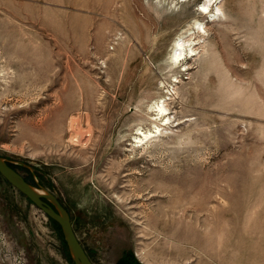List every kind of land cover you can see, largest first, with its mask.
<instances>
[{
  "label": "rangeland",
  "instance_id": "obj_1",
  "mask_svg": "<svg viewBox=\"0 0 264 264\" xmlns=\"http://www.w3.org/2000/svg\"><path fill=\"white\" fill-rule=\"evenodd\" d=\"M209 1L0 0V156L94 264H264V0ZM0 264H74L1 175Z\"/></svg>",
  "mask_w": 264,
  "mask_h": 264
},
{
  "label": "water",
  "instance_id": "obj_2",
  "mask_svg": "<svg viewBox=\"0 0 264 264\" xmlns=\"http://www.w3.org/2000/svg\"><path fill=\"white\" fill-rule=\"evenodd\" d=\"M0 175L60 226L74 264H94L75 235L69 213L54 194L38 192L1 156Z\"/></svg>",
  "mask_w": 264,
  "mask_h": 264
},
{
  "label": "bare ground",
  "instance_id": "obj_3",
  "mask_svg": "<svg viewBox=\"0 0 264 264\" xmlns=\"http://www.w3.org/2000/svg\"><path fill=\"white\" fill-rule=\"evenodd\" d=\"M175 1H176V0H173V2H175ZM177 1H178V2H179V1L182 2V0H177ZM185 1H186V0H185ZM212 1H213V0L209 1L208 4L205 5V7H203V11H204V12H201L202 14H210V13H211V12H209L210 9H208V8H210V6L213 5V4H212V3H213ZM211 17H212L211 19H212V21H213L214 19H217L218 16H217L216 14H214V15H212ZM198 26L200 27V30H202V29H201V24H198ZM202 31H203V33H205L204 30H202ZM199 33H202V32L200 31ZM192 46H193V45H189V46H187V45L185 44V42L183 41V39H182L181 41L177 42L176 45H175V47H174V54L172 55V60H173V62H178V61H180L181 58L184 57L185 52L187 51L188 47H191L190 50H192V56H193V55H194V54H193L194 49L192 48ZM178 63H179V62H178ZM167 114H168L167 109H166L164 106H162V108H160V111H159V113H158L157 115H158V116L160 115V116H162L164 119H166V118H167ZM165 116H166V117H165ZM164 119H163V121H164ZM166 124H169V121H167ZM150 138H151L150 135H148V134H144L143 139L141 138V140H140L139 143H141L142 145L145 146V144H146L147 142L150 141ZM35 189H36V188H35ZM36 190H37L38 192H42V191H39L38 189H36Z\"/></svg>",
  "mask_w": 264,
  "mask_h": 264
}]
</instances>
